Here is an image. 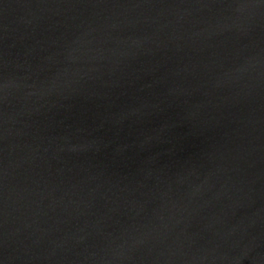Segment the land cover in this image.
<instances>
[{"label":"water","instance_id":"1","mask_svg":"<svg viewBox=\"0 0 264 264\" xmlns=\"http://www.w3.org/2000/svg\"><path fill=\"white\" fill-rule=\"evenodd\" d=\"M0 264H264V0H0Z\"/></svg>","mask_w":264,"mask_h":264}]
</instances>
